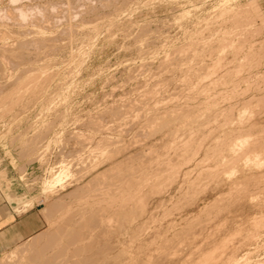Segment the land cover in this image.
<instances>
[{
  "label": "rangeland",
  "instance_id": "rangeland-1",
  "mask_svg": "<svg viewBox=\"0 0 264 264\" xmlns=\"http://www.w3.org/2000/svg\"><path fill=\"white\" fill-rule=\"evenodd\" d=\"M218 2L0 0V264L261 257L264 0Z\"/></svg>",
  "mask_w": 264,
  "mask_h": 264
},
{
  "label": "bare ground",
  "instance_id": "bare-ground-1",
  "mask_svg": "<svg viewBox=\"0 0 264 264\" xmlns=\"http://www.w3.org/2000/svg\"><path fill=\"white\" fill-rule=\"evenodd\" d=\"M237 0H219V2L218 3H216L217 5H216V8H217V12H218V16L219 15H222L223 13H226V12H230V11H233L234 10V8H235V6H233L232 4L233 3H235ZM196 4V3H195ZM188 5V4H187ZM1 11H3V10H1ZM4 17V16H3ZM205 19H207V18H205ZM2 21V20H1ZM32 31V30H31ZM41 31H42V29H41ZM35 32V31H34ZM38 32V31H37ZM2 33V32H1ZM0 38L2 39V37L0 36ZM3 40H5V39H3ZM2 40V41H3ZM10 40V39H9ZM1 41V42H2ZM6 41V40H5ZM17 41V40H16ZM19 42V41H18ZM16 43V42H15ZM13 45V44H12ZM0 46H2L3 47V45H0ZM7 46V45H6ZM10 46V45H9ZM9 46H8V48H9ZM4 49H6V47L4 48ZM1 50H2V48H1ZM0 50V51H1ZM9 50V49H8ZM7 51V50H6ZM2 52H4V51H2ZM239 115V114H238ZM230 119V118H229ZM232 119V118H231ZM238 119V118H237ZM231 121V120H230ZM229 121V122H230ZM231 124V123H230ZM242 125V124H241ZM232 131V130H231ZM230 132V131H229ZM239 133H241V132H239ZM241 135V134H240ZM250 136V135H249ZM258 136V135H257ZM242 137V136H241ZM239 139V138H238ZM248 140V139H247ZM237 142V141H236ZM252 143V142H251ZM262 142H260L259 144H261ZM257 144V143H256ZM263 144V143H262ZM249 145V144H248ZM232 147H228L229 148V154H231V155H240V153L242 152V148L244 147V146H242L241 144H238V143H233V145H231ZM248 147V146H247ZM263 147V146H262ZM260 148V147H259ZM249 149V148H248ZM244 150V149H243ZM246 152V151H245ZM249 154V153H248ZM238 155V156H239ZM245 155V154H244ZM243 155V156H244ZM251 155V157L250 156H247V152H246V155H245V158H243L244 160H246V161H244L243 160V162L244 163H246L247 161H251L252 163L251 164H253V165H255L256 167H260L261 165H263L264 164V150L262 149L261 150V152L260 151H252V153L250 154ZM262 155V157H260ZM256 160H259L260 161V163H257L256 162ZM261 160H262V162H261ZM11 161V160H10ZM12 162V161H11ZM14 162V161H13ZM248 164V163H247ZM12 166V165H11ZM247 166V165H246ZM245 166V167H246ZM233 170V169H232ZM231 170V171H232ZM50 177L48 178V179H46L45 181H44V183H43V187H42V193H44V192H46V191H51V189H53V188H55L56 186H59V185H61L63 182H64V179L66 178V176H67V171H66V169L65 168H63V167H60V169H58V170H53V167L52 168H50ZM2 172V171H1ZM4 172H5V170H4ZM70 175V174H69ZM68 175V176H69ZM67 176V177H68ZM3 178V177H2ZM6 178V177H5ZM230 178V177H229ZM10 179V178H9ZM3 181V180H2ZM1 181V182H2ZM4 181H8V179H6V180H4ZM3 183V182H2ZM9 183V182H8ZM235 184V183H234ZM236 184H237V182H236ZM258 185V184H257ZM5 188H6V186H5ZM4 188V189H5ZM11 196V195H10ZM9 196V197H10ZM13 198L14 197H12V201H13ZM10 199H9V201H10ZM15 199V198H14ZM17 199V198H16ZM15 199V201H17ZM14 201V202H15ZM25 203V202H24ZM16 210V209H15ZM262 228H260L259 229V232H261L262 230L264 231V226H263V229L261 230ZM261 230V231H260ZM249 232V231H248ZM253 232H255L254 230H253ZM250 233V232H249ZM249 233H246V234H249ZM262 234L263 233H258V231H257V233L256 234H254V235H251V233H250V238H249V236H247L246 238H248L247 239V242L246 241H244V242H246L245 244H243V245H241L240 246V248H241V251L243 250V251H246L244 254H245V256H239V255H237V254H231L230 255V257L225 261V262H223V264H264V249H263V251H262V255H261V257L260 258H258V259H254L253 261L252 260H250L249 259V257L247 256L248 255V253H249V251H250V247H257V245L259 244V242L261 241V238H262ZM35 241V240H34ZM33 242V241H32ZM230 244V243H229ZM229 244H227V245H229ZM25 246V245H24ZM29 246H32V243L29 245ZM22 247V246H21ZM26 247H28V246H25V248H24V250L26 249ZM229 247V246H228ZM23 248H21V250L23 249ZM29 249V248H28ZM27 249V250H28ZM238 249H239V247H238ZM26 250V251H27ZM234 250V249H233ZM232 250V251H233ZM23 251V250H22ZM22 251H20V253L22 252ZM14 252V251H13ZM23 252H25V251H23ZM15 253V252H14ZM13 253V254H14ZM12 254V253H11ZM210 254V253H209ZM5 257V256H4ZM15 257V256H14ZM208 258V257H207ZM213 258V257H212ZM214 260V259H213ZM212 261V260H211ZM228 262V263H227Z\"/></svg>",
  "mask_w": 264,
  "mask_h": 264
},
{
  "label": "crops",
  "instance_id": "crops-1",
  "mask_svg": "<svg viewBox=\"0 0 264 264\" xmlns=\"http://www.w3.org/2000/svg\"><path fill=\"white\" fill-rule=\"evenodd\" d=\"M21 218L22 214L13 212L0 194V249L5 248L8 242H14L17 239L13 230H15L16 225H21ZM8 234H11L9 238H7ZM26 235L19 233L18 238L22 239Z\"/></svg>",
  "mask_w": 264,
  "mask_h": 264
}]
</instances>
